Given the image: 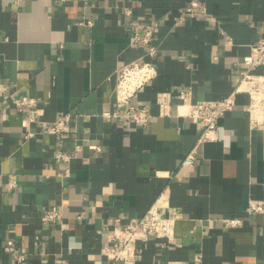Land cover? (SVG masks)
<instances>
[{
  "label": "crops",
  "instance_id": "obj_1",
  "mask_svg": "<svg viewBox=\"0 0 264 264\" xmlns=\"http://www.w3.org/2000/svg\"><path fill=\"white\" fill-rule=\"evenodd\" d=\"M189 1L0 0V264H19L4 248L9 238L24 264H264V212L246 210L249 198H264V110L252 121L248 93H237L219 136L184 164L202 125L175 106L185 85L195 101L230 92L264 33V0H199L204 10ZM145 23H153L152 56L131 38ZM144 59L157 72L132 99L148 121L107 117L121 67ZM162 90L173 95L167 115L155 101ZM19 94L37 101L26 126L8 101ZM61 114V132L41 130ZM156 199L175 217L173 237L149 234L122 259L104 255L109 228ZM51 204L61 217L44 222ZM226 216L242 223L228 227Z\"/></svg>",
  "mask_w": 264,
  "mask_h": 264
},
{
  "label": "built area",
  "instance_id": "obj_2",
  "mask_svg": "<svg viewBox=\"0 0 264 264\" xmlns=\"http://www.w3.org/2000/svg\"><path fill=\"white\" fill-rule=\"evenodd\" d=\"M64 1V0H60ZM89 0H83L88 2ZM189 4L198 6L202 10L204 5L199 0H190ZM129 12V10H127ZM91 23L90 20L87 21ZM153 23H145L141 28L133 26L131 38L134 41L141 40L148 44L147 53L152 56L156 47L151 44ZM242 66L240 76L235 86L222 97L215 99L193 100V89L190 85L179 88L175 97V106L178 113L198 120L202 127L196 142L183 157L182 163L191 164L197 155L199 145L206 140L219 136L218 119L229 110L235 103L236 94L246 92L249 95V102L246 106L252 121H257L254 109L264 110V72H259L258 67L264 65V33H261L257 40L251 45L248 54L241 59ZM156 66L150 59L142 61L131 60L123 64L114 82V108L105 110L107 117H124L137 123L145 124L148 121L150 111L147 107L137 103L132 98L145 82L156 75ZM4 84L0 82V93ZM8 101L20 112H22L23 126L35 121L38 117L37 101L34 96L28 94L9 95ZM159 115H167L174 103L170 91L162 90L156 93L155 98ZM67 124L64 114H61L52 121L44 122L41 125L42 131L51 133L61 132ZM32 132L26 130L25 136ZM99 149V146L93 145ZM71 152L57 151L55 156L62 160H68ZM15 185V177L11 175L9 187ZM246 210L248 213L264 212V198H249ZM61 209L51 204L42 210L44 222H55L61 217ZM242 223L240 216L224 217V224L228 227L238 226ZM175 217L165 214L158 199L140 215L129 218L122 224L112 225L107 234V242L101 247L104 255L113 259H122L129 253L131 243L136 239L145 240L149 234L158 237L172 238L174 235ZM5 250L11 251L13 258L19 264H24L25 254L19 251L15 241L9 238L4 243Z\"/></svg>",
  "mask_w": 264,
  "mask_h": 264
},
{
  "label": "bare ground",
  "instance_id": "obj_3",
  "mask_svg": "<svg viewBox=\"0 0 264 264\" xmlns=\"http://www.w3.org/2000/svg\"><path fill=\"white\" fill-rule=\"evenodd\" d=\"M258 110L257 109H254V112L256 113ZM163 209V208H162Z\"/></svg>",
  "mask_w": 264,
  "mask_h": 264
}]
</instances>
